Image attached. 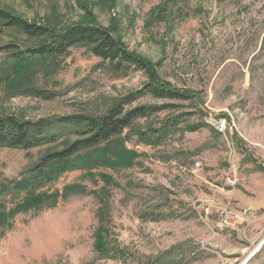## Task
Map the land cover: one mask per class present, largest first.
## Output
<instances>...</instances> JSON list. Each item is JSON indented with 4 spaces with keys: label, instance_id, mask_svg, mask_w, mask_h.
Returning <instances> with one entry per match:
<instances>
[{
    "label": "rangeland",
    "instance_id": "1",
    "mask_svg": "<svg viewBox=\"0 0 264 264\" xmlns=\"http://www.w3.org/2000/svg\"><path fill=\"white\" fill-rule=\"evenodd\" d=\"M0 7L58 27L115 24L162 81L197 97L134 103L165 109L76 157V169L42 189L58 196L53 207L1 223L0 264H244L264 242V0H0ZM31 45L0 27V116H102L148 82L80 47L16 69L13 52ZM29 88L51 99L24 93ZM182 114L184 123L159 137ZM219 118L228 128L215 125ZM73 140L0 147V185ZM96 152L101 157L88 163ZM24 198L10 191L0 206L9 212ZM247 264H264V245Z\"/></svg>",
    "mask_w": 264,
    "mask_h": 264
},
{
    "label": "trees",
    "instance_id": "2",
    "mask_svg": "<svg viewBox=\"0 0 264 264\" xmlns=\"http://www.w3.org/2000/svg\"><path fill=\"white\" fill-rule=\"evenodd\" d=\"M0 27L17 30L23 34L31 47L13 52L12 58L17 68H24L36 62L62 57L73 48H86L102 61L109 62L116 72L140 71L148 77V82L140 90L117 101L102 116L73 115L39 121H26L15 116H0V147L29 151L43 146H57L61 139L75 138L61 149L45 155L25 176L10 185H0V195L15 191L25 195L24 200L7 212L0 206V224L17 212L32 208H42L48 202L53 207L57 195L43 193L42 189L52 183L59 173L78 167L74 159L79 155L96 151L100 146L121 136L136 121L158 114L165 108L138 106L130 108L142 98L150 96L158 100L194 101L197 97L188 91H181L162 81L155 66L145 58L132 52L121 39L116 25L108 28L99 26L94 20L66 27L32 22L0 7ZM17 47L16 45L7 46ZM30 96L50 100L42 90L29 88L24 91ZM130 108V109H128ZM184 114L169 118L159 130V137L176 131L184 123ZM195 130V129H194ZM193 130V131H194ZM100 158L97 152L93 158ZM74 187L69 188L73 190Z\"/></svg>",
    "mask_w": 264,
    "mask_h": 264
},
{
    "label": "built area",
    "instance_id": "3",
    "mask_svg": "<svg viewBox=\"0 0 264 264\" xmlns=\"http://www.w3.org/2000/svg\"><path fill=\"white\" fill-rule=\"evenodd\" d=\"M216 123H218L220 129L221 128H228V120L226 118H219ZM229 183L233 184V179L229 178Z\"/></svg>",
    "mask_w": 264,
    "mask_h": 264
},
{
    "label": "bare ground",
    "instance_id": "4",
    "mask_svg": "<svg viewBox=\"0 0 264 264\" xmlns=\"http://www.w3.org/2000/svg\"><path fill=\"white\" fill-rule=\"evenodd\" d=\"M215 125H218V123L215 122ZM219 129H220V127H219ZM223 132H224V131H223ZM261 245H262V243H260V244L256 247V249L252 252V255H254V254L258 251V249L261 247Z\"/></svg>",
    "mask_w": 264,
    "mask_h": 264
},
{
    "label": "water",
    "instance_id": "5",
    "mask_svg": "<svg viewBox=\"0 0 264 264\" xmlns=\"http://www.w3.org/2000/svg\"><path fill=\"white\" fill-rule=\"evenodd\" d=\"M263 245H264V242L262 243L261 247H262ZM261 247H260V248H261ZM260 248H259V249H260ZM259 249H258V250H259ZM253 256H255V254L252 255V256H250V258H249L244 264H247Z\"/></svg>",
    "mask_w": 264,
    "mask_h": 264
}]
</instances>
